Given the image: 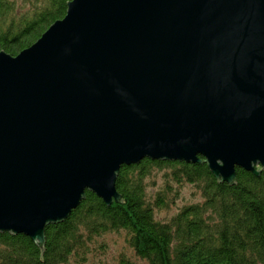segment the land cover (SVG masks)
Returning <instances> with one entry per match:
<instances>
[{
  "label": "water",
  "instance_id": "95a60500",
  "mask_svg": "<svg viewBox=\"0 0 264 264\" xmlns=\"http://www.w3.org/2000/svg\"><path fill=\"white\" fill-rule=\"evenodd\" d=\"M264 167V0H68L0 50V231L44 228L91 190L121 200L122 164Z\"/></svg>",
  "mask_w": 264,
  "mask_h": 264
},
{
  "label": "trees",
  "instance_id": "16d2710c",
  "mask_svg": "<svg viewBox=\"0 0 264 264\" xmlns=\"http://www.w3.org/2000/svg\"><path fill=\"white\" fill-rule=\"evenodd\" d=\"M68 0H0V50L16 54L62 17ZM20 3V4H18ZM155 179L152 192L149 178ZM194 185L198 200L166 218L183 184ZM115 186L121 200L106 204L91 190L59 222L45 225L41 249L28 235L0 231V264H89L107 244L100 238L121 233L132 254L147 264H264V167L259 175L237 166L233 183L218 179L207 162L142 158L122 164ZM119 264H134L121 252Z\"/></svg>",
  "mask_w": 264,
  "mask_h": 264
},
{
  "label": "rangeland",
  "instance_id": "374dc122",
  "mask_svg": "<svg viewBox=\"0 0 264 264\" xmlns=\"http://www.w3.org/2000/svg\"><path fill=\"white\" fill-rule=\"evenodd\" d=\"M160 172L161 171H157L149 178L150 184L148 183L147 185L148 192H152L156 189V186L151 185L153 184L151 183L153 178L155 179L154 184H161L162 179ZM199 198L200 196L195 190L194 185L188 183L183 184L180 187V195L175 201V204H173L169 209L159 210L157 212V215L160 218H166L173 214L182 204L190 202L192 200H198ZM100 240H104L107 246L102 251L98 250L96 254L91 255L89 264H119L118 258L121 252L125 253L132 261H134V264H147L143 260L132 254L131 249L125 245L124 237L121 233L109 232L104 234L100 238Z\"/></svg>",
  "mask_w": 264,
  "mask_h": 264
}]
</instances>
